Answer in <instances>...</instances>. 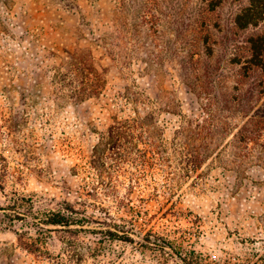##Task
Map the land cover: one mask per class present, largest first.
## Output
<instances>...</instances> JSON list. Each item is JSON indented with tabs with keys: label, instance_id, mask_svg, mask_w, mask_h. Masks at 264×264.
Returning a JSON list of instances; mask_svg holds the SVG:
<instances>
[{
	"label": "rangeland",
	"instance_id": "obj_1",
	"mask_svg": "<svg viewBox=\"0 0 264 264\" xmlns=\"http://www.w3.org/2000/svg\"><path fill=\"white\" fill-rule=\"evenodd\" d=\"M249 3L0 0V264H183L193 253L200 264H264V70L244 69L263 26L235 24ZM77 48L92 49L107 87L98 100L59 106L54 67ZM127 86L156 104L174 100L194 123L212 101L211 131L190 135L208 155L202 168L177 157L183 118L164 113L163 158L119 173L121 196L134 186L129 203L103 200L111 216L89 206L84 227H37L64 202L82 209L100 136L132 113L119 109ZM105 223L134 241L113 240Z\"/></svg>",
	"mask_w": 264,
	"mask_h": 264
},
{
	"label": "trees",
	"instance_id": "obj_2",
	"mask_svg": "<svg viewBox=\"0 0 264 264\" xmlns=\"http://www.w3.org/2000/svg\"><path fill=\"white\" fill-rule=\"evenodd\" d=\"M235 24L240 30L259 28L263 26V32L249 39L250 61L245 70L259 68L264 70V0H250L249 5L244 8L236 17ZM114 60L117 56L112 55ZM107 69H100L90 48H77L70 56L61 60L59 65L54 67L52 77L53 100L59 105H79L93 99H100L107 87ZM196 91V89H193ZM119 109L122 112L130 110L132 113L123 117L114 116L112 123L100 136L98 145L94 148L90 158V168L93 171V180L87 190H84L80 206L77 208L73 203L64 202L60 209L47 212L43 217L36 219L33 223L37 227L45 228H80L86 226L90 221L87 215L89 206L106 212L103 200L115 204L116 209L123 208L131 201V193L134 189L130 185V191L121 196L123 182L119 173L129 164H139L147 161L149 155L159 158L163 154L158 136L163 129L160 116L164 113H173L183 118V123L178 134L183 136L182 148L176 153L177 157L184 160L185 166L190 171H197L202 168L208 155H204L198 146L192 143V133L204 134L211 131L214 126L213 105L209 99L206 110L208 119L202 123H194L193 120L184 119L185 116L179 113L176 102L174 106L167 100L154 102L145 97L137 89L126 87L125 92L120 96ZM170 102V103H169ZM140 109L145 115L142 116ZM126 110V111H125ZM209 133V132H208ZM189 135V136H188ZM144 145L145 150L140 146ZM147 150H150L147 152ZM163 158V155H162ZM0 190L4 191L2 185ZM107 213V212H106ZM111 216L109 213H107ZM106 233L113 240L118 239L126 243H132L134 231H125L123 226L117 223H105ZM151 234L147 233L143 239L150 244ZM191 257H182L183 264H200L202 259L197 258L194 253Z\"/></svg>",
	"mask_w": 264,
	"mask_h": 264
}]
</instances>
